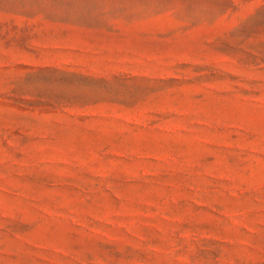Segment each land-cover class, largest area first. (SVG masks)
<instances>
[{"label": "rangeland", "instance_id": "obj_1", "mask_svg": "<svg viewBox=\"0 0 264 264\" xmlns=\"http://www.w3.org/2000/svg\"><path fill=\"white\" fill-rule=\"evenodd\" d=\"M0 264H264V0H0Z\"/></svg>", "mask_w": 264, "mask_h": 264}]
</instances>
